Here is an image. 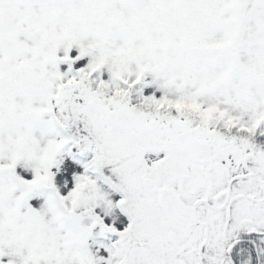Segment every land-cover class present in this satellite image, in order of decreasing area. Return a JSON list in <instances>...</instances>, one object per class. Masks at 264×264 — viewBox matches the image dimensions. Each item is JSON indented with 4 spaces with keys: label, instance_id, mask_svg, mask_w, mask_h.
<instances>
[{
    "label": "snow or ice",
    "instance_id": "obj_1",
    "mask_svg": "<svg viewBox=\"0 0 264 264\" xmlns=\"http://www.w3.org/2000/svg\"><path fill=\"white\" fill-rule=\"evenodd\" d=\"M0 264H264V0H0Z\"/></svg>",
    "mask_w": 264,
    "mask_h": 264
}]
</instances>
